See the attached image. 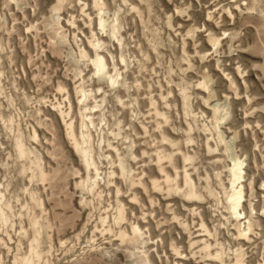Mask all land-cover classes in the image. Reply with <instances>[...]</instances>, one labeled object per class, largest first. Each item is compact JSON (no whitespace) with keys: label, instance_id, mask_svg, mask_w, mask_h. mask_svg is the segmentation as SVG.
<instances>
[{"label":"rangeland","instance_id":"1","mask_svg":"<svg viewBox=\"0 0 264 264\" xmlns=\"http://www.w3.org/2000/svg\"><path fill=\"white\" fill-rule=\"evenodd\" d=\"M0 264H264V0H0Z\"/></svg>","mask_w":264,"mask_h":264},{"label":"bare ground","instance_id":"2","mask_svg":"<svg viewBox=\"0 0 264 264\" xmlns=\"http://www.w3.org/2000/svg\"><path fill=\"white\" fill-rule=\"evenodd\" d=\"M93 66H94V69H96V72L100 73V72H103V62H102V58H100V55H98L95 59H93ZM101 74V73H100ZM237 171H233V178H232V186L235 188L236 187V184L237 182L239 181L240 179V168H236ZM240 190H235L234 193L230 196L233 198L234 200V203H232V208L234 209V211H236V207H237V203H238V200L240 198Z\"/></svg>","mask_w":264,"mask_h":264}]
</instances>
